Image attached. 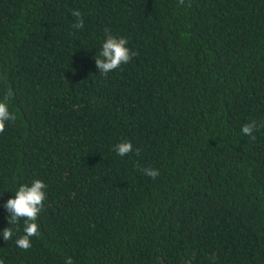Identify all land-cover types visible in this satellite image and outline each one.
Instances as JSON below:
<instances>
[{
  "label": "trees",
  "instance_id": "trees-1",
  "mask_svg": "<svg viewBox=\"0 0 264 264\" xmlns=\"http://www.w3.org/2000/svg\"><path fill=\"white\" fill-rule=\"evenodd\" d=\"M187 3L0 0V99L11 90L16 115L0 133L4 264H264V0ZM105 29L137 53L107 77ZM37 178L25 251L4 205Z\"/></svg>",
  "mask_w": 264,
  "mask_h": 264
},
{
  "label": "clouds",
  "instance_id": "clouds-1",
  "mask_svg": "<svg viewBox=\"0 0 264 264\" xmlns=\"http://www.w3.org/2000/svg\"><path fill=\"white\" fill-rule=\"evenodd\" d=\"M181 5L185 4V0H178ZM187 7H191V0H188ZM72 16L76 18L72 27L74 29H82L84 27V19L79 9L72 10ZM137 53L128 47V38L124 36L113 35L108 29H105V39L102 42L101 49L95 56V64L99 69V73L107 77V75L119 68L123 64H127ZM12 98V91L9 90L3 99H0V133H3L6 122H14L16 115L9 110L8 100ZM264 127V121L260 124ZM257 129V123L252 120L245 123L241 131L244 135L255 139L253 132ZM114 150L118 155L124 156L133 151L131 141L125 139L117 143ZM137 154L139 150L137 149ZM143 173L153 180L159 175V171L155 168L144 167L141 169ZM47 185L41 179H33L30 183H22L14 192V196L9 198L4 207L9 213L7 219L9 225H18L23 220V235L16 239L15 244L18 248L28 250L31 246V238L38 236L39 225L37 223L38 216L44 207L46 199L45 189ZM5 241L13 238L14 232L11 227L2 230ZM0 264H4L0 260ZM64 264H74L72 257H66Z\"/></svg>",
  "mask_w": 264,
  "mask_h": 264
}]
</instances>
